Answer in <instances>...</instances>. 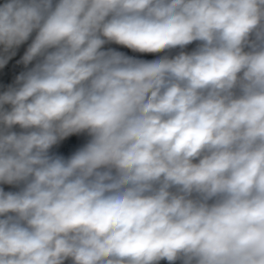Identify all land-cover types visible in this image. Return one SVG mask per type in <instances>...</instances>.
Masks as SVG:
<instances>
[{"label": "clouds", "instance_id": "clouds-1", "mask_svg": "<svg viewBox=\"0 0 264 264\" xmlns=\"http://www.w3.org/2000/svg\"><path fill=\"white\" fill-rule=\"evenodd\" d=\"M12 61L0 264H264V0H0Z\"/></svg>", "mask_w": 264, "mask_h": 264}, {"label": "rangeland", "instance_id": "rangeland-1", "mask_svg": "<svg viewBox=\"0 0 264 264\" xmlns=\"http://www.w3.org/2000/svg\"><path fill=\"white\" fill-rule=\"evenodd\" d=\"M20 70L21 68L19 66H15L14 61L10 62L5 69L0 70V82H10Z\"/></svg>", "mask_w": 264, "mask_h": 264}, {"label": "built area", "instance_id": "built-area-1", "mask_svg": "<svg viewBox=\"0 0 264 264\" xmlns=\"http://www.w3.org/2000/svg\"><path fill=\"white\" fill-rule=\"evenodd\" d=\"M121 50L127 52L129 55H136V56H138L140 58H144V59H154V58H156V56L160 55V54H155V55L146 54L145 55V54H139V53H132L131 50H128V49H121ZM162 264H164V262H162Z\"/></svg>", "mask_w": 264, "mask_h": 264}]
</instances>
